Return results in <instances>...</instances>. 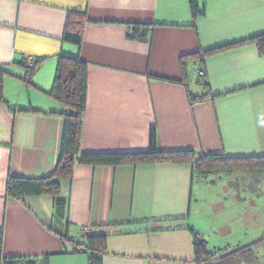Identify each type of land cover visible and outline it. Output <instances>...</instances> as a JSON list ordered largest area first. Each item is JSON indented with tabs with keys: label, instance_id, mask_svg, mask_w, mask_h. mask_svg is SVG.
<instances>
[{
	"label": "crops",
	"instance_id": "crops-1",
	"mask_svg": "<svg viewBox=\"0 0 264 264\" xmlns=\"http://www.w3.org/2000/svg\"><path fill=\"white\" fill-rule=\"evenodd\" d=\"M196 1L192 19L187 0H0L4 258L89 264L75 242L106 235L101 264H196L189 163L76 165L54 198L6 192L9 177L46 178L57 165L66 108L47 94L59 56L86 65L81 153L147 152L154 131L159 151L264 160V56L254 44L203 55L264 34V0ZM68 18L84 19L79 47L63 41ZM132 25L151 30L131 40ZM223 195L214 224L263 225L243 194Z\"/></svg>",
	"mask_w": 264,
	"mask_h": 264
},
{
	"label": "trees",
	"instance_id": "trees-1",
	"mask_svg": "<svg viewBox=\"0 0 264 264\" xmlns=\"http://www.w3.org/2000/svg\"><path fill=\"white\" fill-rule=\"evenodd\" d=\"M189 12L195 19L203 9L199 8L196 0H187ZM80 22H71L68 18L63 41L80 46ZM148 25H132L128 28L127 36L131 40H142L150 32ZM244 44H254L260 56H264V34L250 38L244 42L205 52L207 56L219 51L228 50ZM202 56V55H201ZM39 61L36 63V67ZM35 68L29 72L32 75ZM48 96L60 101L66 108L62 114L63 128L60 144L59 159L53 173L46 178H12L7 180L6 192L13 199L49 195L56 197L59 193V183L72 177L76 165H119L144 163H189L194 173L199 176L212 172H229L235 169L264 168V160H236L223 155H202L193 151L165 152L155 148L154 131L150 132V148L147 152L121 154H84L80 151L82 118L86 100V65L76 57L59 56L53 80L52 89ZM1 99V81H0ZM192 234V246L196 264H205L212 260L206 248V241L197 234ZM65 239V236L63 237ZM75 251L88 255L89 264H101L106 254V235H86L81 241L75 242ZM0 264H48V257L42 258H4L2 256V234L0 232Z\"/></svg>",
	"mask_w": 264,
	"mask_h": 264
},
{
	"label": "rangeland",
	"instance_id": "rangeland-1",
	"mask_svg": "<svg viewBox=\"0 0 264 264\" xmlns=\"http://www.w3.org/2000/svg\"><path fill=\"white\" fill-rule=\"evenodd\" d=\"M195 184L201 204L193 216V223L194 228L201 232L199 235L206 241L207 251L212 257L208 264H264V171L238 169L212 172L197 175ZM224 188L231 189V193L243 194L247 201L258 207L259 224L263 225L250 228L241 221L227 226L214 224L212 213L218 211L224 201ZM254 191H259L257 197L251 196L250 192Z\"/></svg>",
	"mask_w": 264,
	"mask_h": 264
},
{
	"label": "built area",
	"instance_id": "built-area-1",
	"mask_svg": "<svg viewBox=\"0 0 264 264\" xmlns=\"http://www.w3.org/2000/svg\"><path fill=\"white\" fill-rule=\"evenodd\" d=\"M27 64H28L29 66H33V64H34V60L30 58V59L27 61ZM200 74H202V72H200Z\"/></svg>",
	"mask_w": 264,
	"mask_h": 264
}]
</instances>
